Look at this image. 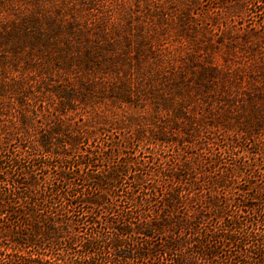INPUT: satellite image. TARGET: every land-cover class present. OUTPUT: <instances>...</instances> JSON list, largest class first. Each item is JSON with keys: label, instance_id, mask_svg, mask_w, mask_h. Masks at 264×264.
<instances>
[{"label": "trees", "instance_id": "trees-1", "mask_svg": "<svg viewBox=\"0 0 264 264\" xmlns=\"http://www.w3.org/2000/svg\"><path fill=\"white\" fill-rule=\"evenodd\" d=\"M30 1L32 11L4 30L6 46L15 48L6 53L20 56L24 63L26 50L36 52L39 62L28 70L45 79H22L11 58L6 53L0 57L3 79L10 77L7 64L18 76L0 80V264H264V185L251 182L264 178V169L255 158L248 157L250 164L245 157L247 146L256 155L264 150V83H256L258 75L253 74L244 81L238 71L247 68L231 70L208 63L199 69L181 67L169 75L162 68L163 63L172 64L168 44L175 48L183 39L195 44L204 39L205 52L224 46L225 55L244 50L253 58L256 47L263 49L264 34L259 37L252 28L237 43L228 36L233 29L227 23L236 15L256 13L264 0H207L205 9L201 0L146 7V21L131 30L136 66L149 75L145 81L127 77L124 66L128 62L132 70L133 62L120 65L123 56L114 51L122 40L108 35L102 24L88 33L81 23L62 19L66 0ZM211 12H216V19ZM223 34L227 41L216 45L214 35ZM162 47L168 51L166 59L158 54ZM261 60L256 61V71L264 77ZM79 73L73 81L66 79ZM121 73H126L125 79ZM97 74H115L117 81L103 77L96 81ZM44 95L55 101L54 107L42 100ZM2 100L9 104L4 107ZM145 101L156 113L148 117L150 121L132 116L129 122L118 123L112 121L113 115L109 121L104 111L94 115L102 120L98 126L103 134L117 129L114 138L93 137L97 134L93 121L77 122L68 116L99 104H107L106 110L120 106L138 110ZM163 112L168 122L157 124ZM195 138L196 152H202L182 160L187 153L183 144L192 145ZM136 142L159 143L161 151L174 144L179 158L170 164L155 158L157 166L167 163L170 171L119 163L121 158L136 162L123 156ZM103 164L107 171L99 174ZM125 169L133 171L125 196L131 207L115 209L111 194L103 191L105 186L116 188ZM246 170L249 179H243ZM242 181L254 190L242 186ZM251 203L257 207L251 208ZM87 205L104 209L103 222L94 211H84L80 214L86 220L79 227L81 219L74 217V210ZM87 225L95 229L87 232ZM230 245L235 253L227 250Z\"/></svg>", "mask_w": 264, "mask_h": 264}, {"label": "rangeland", "instance_id": "rangeland-1", "mask_svg": "<svg viewBox=\"0 0 264 264\" xmlns=\"http://www.w3.org/2000/svg\"><path fill=\"white\" fill-rule=\"evenodd\" d=\"M90 0H66V2H68V6L64 8V10L61 13L63 14V18L64 20H75L79 25L82 24V26L86 27V31L89 33V29H96V27L102 24V26L104 27L105 31L108 33V35L111 36H119V38L122 40L121 45L119 44V46L115 47V51L114 53H117L116 55H121L123 57H121V59H119V63L120 65L125 63V61H130L133 62L134 68L131 70L128 67V62L126 66H124V71L125 69L127 70V74L126 73H121L120 76H122V79L124 78V75L126 74L127 77L132 80V81H137V78L139 77L140 81L141 80H147L149 78V75L146 74L145 71L141 72L143 69H138L136 66V61L134 60V54H135V48H134V43H135V36L134 31L133 30L138 24L139 22L141 23L142 21H146V17H145V12H146V7H150L152 9H155L156 7H164V8H168V6H173L176 5L178 1L175 2V0H168V2H166L165 0H145L140 1L139 4L136 3V1L134 2V0H128L127 5H122L123 4V0H96V4L94 5H87V3ZM207 0H201V7L203 9H205L207 6L205 5ZM54 2V0H51V3ZM58 3V2H57ZM121 3V4H120ZM146 3H148V5H146ZM174 3V4H173ZM179 5V3H178ZM181 7V5H180ZM30 9V11H32V1L30 0H0V57L4 58V54L6 53V51H10V50H14L15 48H13L12 45L7 44L8 46H6V38H5V33L4 30L5 29H9L10 27L13 26L14 22H18L20 20V18L25 15L28 10ZM66 9V10H65ZM67 9H71L69 11H67ZM81 11V13L79 14L78 12ZM254 11L256 13H250L249 15L244 16L243 15H236L232 19L231 22H229V24L227 23V25H229L233 31L231 34H229L228 36L232 37L234 39V42L237 43H241L243 38L241 36L242 33H245V31L250 30V29H255L256 33L262 36L259 37H263L264 34V14H262V11H264V5L262 7V9H254ZM70 12V13H69ZM125 12V13H124ZM264 13V12H263ZM216 12H211V16L213 18H215ZM66 15V16H65ZM71 17V19H70ZM138 19L136 20L135 18ZM216 19V18H215ZM224 18L220 20V22H224ZM81 23V24H80ZM224 25V23H222ZM130 28H129V27ZM242 29V31H241ZM91 31V32H92ZM132 32V33H131ZM127 36V38H126ZM124 37V39H122ZM104 39H110L109 37H105ZM204 39H200L198 44L195 43H191L190 41L184 40L182 41V44L178 45V47L175 46V48H173V44L170 45L168 44L169 48H171L172 50V57L170 59L172 60V64H167V63H163L162 64V68L164 70V72L169 75V73H174L179 71V69L181 67L183 68H192V69H199V65L200 66H204V65H208V63L212 66H219L221 68L224 69H230L231 70H236L238 69V67L240 68H247V69H242L243 71H238L239 75H243L244 76V81H250L251 77H249V75H255L256 77V83L258 82H262L264 83V77H262L261 75H259V71H256L257 66L259 65V63H257L256 61H261L264 64V44H261L260 46L263 49H259L258 47H256L258 54L253 58L250 57V53L249 52H245L244 50H238V54L236 55H232L230 52L225 55V48L224 46H218L215 49L218 50H214V51H210L208 50V52H205V42L202 41ZM214 43L216 45H218L217 42H224L227 41V35H214ZM204 46H203V44ZM30 52L29 49L26 50V53L24 55V57H26L25 62L23 63V61H21L19 58L20 56H14L12 54L6 53V55H8L11 58V63L16 67H18V72L21 75V78L23 79H37L38 81L45 79V77L40 76L38 74V71H32L31 69L28 70V68L30 66H32V64L35 62L36 60V55L37 53L32 51V54L28 53ZM3 54V55H2ZM158 54L160 56H162V58L166 59L168 58V51L165 50V48L162 47V49H160L158 51ZM126 55H129V59L127 60L126 58H124ZM125 59V60H124ZM226 60V61H225ZM39 62V60H36V63ZM256 62V63H255ZM260 62V63H262ZM166 64V65H165ZM117 65V64H116ZM196 65L195 68H193L192 66ZM5 68L9 69V78H5L3 79L4 76H2V67L0 65V80H4V81H8V79H18L17 76V72L13 71L12 68L7 64L6 66H4ZM264 68V66L262 67ZM38 69V66L37 68ZM11 70V71H10ZM230 70V71H231ZM14 72V74H13ZM24 74V75H22ZM188 75H190V71L188 72ZM17 76V77H16ZM24 76V77H23ZM68 77H66V79H70L71 81L75 80V78H79L80 77V73L79 74H69L67 75ZM97 78L94 79L96 81H98V78L100 80L102 77L104 79L107 80H115L117 81V76L115 74H97L96 75ZM254 78V77H253ZM29 79V80H31ZM69 81V80H68ZM34 82V81H33ZM119 82V81H118ZM136 83V82H133ZM255 83V82H253ZM246 84L245 82H243V85ZM260 84V83H259ZM32 85H35L34 83ZM45 97L42 98V100L48 101L51 103V105L54 107V103L55 101H51L50 99L48 100V97L46 95H44ZM31 100V99H30ZM4 103V107H6V105L9 104V102H5L4 100H2ZM31 102H35L36 104H39V102L37 100H31ZM47 105V104H46ZM216 105V104H215ZM106 106L107 104H99V105H95L94 110L92 109H88L85 107L84 108H79L75 111H72L71 113H68V116H70L73 121H93L92 123V127L97 131V134L94 135L93 133L91 135H94L93 137H103L104 135H110L111 137L114 138V136L117 137V134H112V132L116 131L117 129L112 128V130L110 129V131H107L103 134L102 131V126H98V122L102 120L94 118V115L98 116V115H102V111H104V113L106 114V118L110 121L111 119V115H113V119L112 121L117 122L120 121L118 123H127L129 122V118H131L132 116H139L138 119L140 121H150V119H148V117L150 116H154L156 117V113H154L152 111V108L150 106L149 103H147L145 101L144 104H142V109H138L136 110L135 108L132 107H128V106H120L122 108L119 107H114V111L112 109H108L106 110ZM204 106V105H203ZM206 108V106H204ZM17 108V107H15ZM108 108H112V107H108ZM103 109V110H101ZM166 112H163L162 116L157 119V124L159 123L160 125H163L164 123L168 122L167 120V115H164ZM170 113V112H169ZM167 113V114H169ZM171 114V113H170ZM171 116V115H170ZM116 120V121H115ZM81 123V122H80ZM116 127V126H115ZM132 130V129H131ZM99 131V132H98ZM124 131V130H123ZM211 131V130H210ZM95 132V131H94ZM102 132V134H101ZM213 132V131H211ZM96 133V132H95ZM115 133V132H114ZM175 133V132H174ZM126 136L124 133L121 134V136L123 137ZM38 136V134H36V137ZM121 136H118L121 139ZM1 137H3V135H1ZM186 137V136H185ZM196 140L192 141L191 144L192 145H187V143H184L180 146L184 147L185 150L187 151V153L183 152V157L182 160H184V158L189 157L190 155L194 156L196 153L198 152H202V151H197L198 149V142H199V138H195ZM1 140V139H0ZM178 140H181L178 139ZM182 141V140H181ZM91 142V139H90ZM15 143V142H13ZM196 143V144H195ZM133 148L132 149H128L127 153L124 154L123 156H129L132 159H134L136 162H128L127 160L121 158V161L119 163H126V165H130V167H134L135 166H140L139 169H143L145 168L146 170H150V171H154L159 170V171H170L169 166L167 165L171 163L172 160L177 158V147H175L174 144L168 145L167 147L163 148L164 151H161L160 149L162 147L159 146V143L153 145H145V144H141V143H133ZM15 147V145H14ZM252 151H254L253 148L250 147H246L245 150V157L248 163L251 164V161H249V158H255L257 161V165L258 167H261V169H264V150L262 149L261 152H259V154L256 155V153H252ZM203 152L206 154L207 151L203 150ZM238 155H241L242 152L239 151ZM117 155V154H114ZM248 155V156H247ZM164 156V158H162ZM249 157V158H248ZM116 157H113V159ZM153 158V160H152ZM155 158H158L159 160H162L163 162H167V163H162V165L157 166L159 162H157L155 160ZM179 158V156H178ZM230 157H227L226 159V163H229ZM120 160V159H119ZM115 161V160H114ZM249 164V165H250ZM104 165V164H103ZM151 167V168H150ZM162 167V168H160ZM150 168V169H149ZM137 169V168H136ZM100 172H98L99 174L104 173L105 171H107V164H105L104 166L100 167ZM253 170V169H252ZM137 173V172H136ZM249 175L250 172H248L247 170L244 171L243 173V179H249ZM133 176V171L132 169H125V172H122L120 175V179H121V183L117 184L116 188H109L106 187L104 188L103 193L104 194H111L107 197L109 202L112 203L115 206V209L118 208H129L131 207L129 204L127 205V203H125V196H126V189L127 187H129V185H131L132 180L130 179ZM77 183H81V181H76ZM252 183H256L258 186H262L264 185V178L258 177L257 181L254 182V180H251ZM243 181L241 182V185L243 186ZM85 184V183H84ZM240 185V186H241ZM244 185L246 186V188L250 189V190H254L251 189V185H248L247 183H244ZM86 187V185H82L81 189L83 190ZM89 187H86L85 189L88 190ZM110 191V192H109ZM94 194V191H92ZM106 192V193H105ZM89 193L91 194V191H89ZM114 194V197L113 195ZM113 197V198H112ZM109 204V203H108ZM257 203H251L249 204V206L251 208H256ZM81 207L76 208L74 211V217H78L81 219V224H79L78 226L81 227L82 226V222H85L86 220V216L84 213V211H89L92 212L94 211V213L100 218V221L103 222V218L105 215V211L104 209H100V208H96L93 209L94 206L93 205H87L84 209H80ZM86 209V210H85ZM100 209V210H99ZM104 211V212H103ZM81 212H83L82 214H80ZM93 213V214H94ZM88 217V216H87ZM93 215H90V220L92 219ZM84 225H86V223H84ZM103 226V225H102ZM89 232L92 228L95 229L94 227L87 225L85 227ZM83 228V231L86 232V229ZM89 228V229H88ZM79 229V228H78ZM81 230V228L79 229ZM82 232V231H81ZM83 233V232H82ZM227 250H230L232 253H235V249L230 245L229 247H227Z\"/></svg>", "mask_w": 264, "mask_h": 264}]
</instances>
